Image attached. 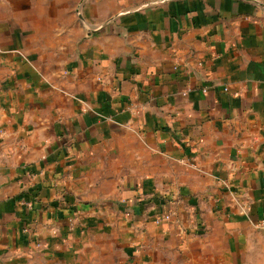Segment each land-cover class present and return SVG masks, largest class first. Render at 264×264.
Here are the masks:
<instances>
[{"label":"crops","instance_id":"0c3cea01","mask_svg":"<svg viewBox=\"0 0 264 264\" xmlns=\"http://www.w3.org/2000/svg\"><path fill=\"white\" fill-rule=\"evenodd\" d=\"M263 215L264 0H0V264H264Z\"/></svg>","mask_w":264,"mask_h":264},{"label":"rangeland","instance_id":"374dc122","mask_svg":"<svg viewBox=\"0 0 264 264\" xmlns=\"http://www.w3.org/2000/svg\"><path fill=\"white\" fill-rule=\"evenodd\" d=\"M77 7H78V2L74 8V12L77 13ZM58 34H55L56 36ZM46 37H43L41 41L43 42ZM48 42H43L41 45H45L44 47H40L38 49H34L31 51L34 52L35 55L39 56L42 60H47L50 59V66L51 67H56L58 66V62L61 60H64L66 56L69 54L71 50L69 49H64L62 47H58L59 43L57 39H54V37L49 38ZM50 45H55V47H51ZM256 230V229H255ZM257 232L261 233L264 235V233L260 232L257 230Z\"/></svg>","mask_w":264,"mask_h":264},{"label":"built area","instance_id":"2783aa9c","mask_svg":"<svg viewBox=\"0 0 264 264\" xmlns=\"http://www.w3.org/2000/svg\"><path fill=\"white\" fill-rule=\"evenodd\" d=\"M13 51L19 53L21 56H24L20 50H13ZM173 215L174 214L172 211L162 212L154 217V222L155 224H160L162 222L170 221ZM254 226L259 231L264 232V215L258 218V220H256V222L254 223Z\"/></svg>","mask_w":264,"mask_h":264}]
</instances>
